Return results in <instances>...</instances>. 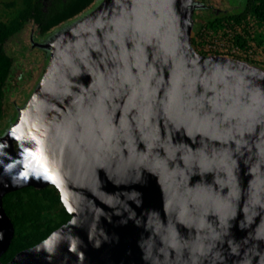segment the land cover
<instances>
[{
	"label": "water",
	"instance_id": "1",
	"mask_svg": "<svg viewBox=\"0 0 264 264\" xmlns=\"http://www.w3.org/2000/svg\"><path fill=\"white\" fill-rule=\"evenodd\" d=\"M193 0H99L43 45L0 131V264H264V65L193 42ZM70 219L1 260L4 196Z\"/></svg>",
	"mask_w": 264,
	"mask_h": 264
},
{
	"label": "trees",
	"instance_id": "2",
	"mask_svg": "<svg viewBox=\"0 0 264 264\" xmlns=\"http://www.w3.org/2000/svg\"><path fill=\"white\" fill-rule=\"evenodd\" d=\"M94 1L47 0L44 8L43 0H0V126L7 123L11 107L14 108L15 104L7 105L5 102V87L15 60L6 49L7 41L26 27L50 33L80 15ZM248 17H252L257 25L264 26V0H244L241 10L205 20L204 23L206 27L218 29L225 22L241 24ZM244 34L249 36L246 27ZM253 38L258 44H264V34ZM247 41L244 35H234L233 42L241 49L248 46ZM3 205L15 226L14 238L1 256L3 262H8L19 251L36 245L71 217L54 186L40 189L24 187L8 192L3 198Z\"/></svg>",
	"mask_w": 264,
	"mask_h": 264
},
{
	"label": "rangeland",
	"instance_id": "3",
	"mask_svg": "<svg viewBox=\"0 0 264 264\" xmlns=\"http://www.w3.org/2000/svg\"><path fill=\"white\" fill-rule=\"evenodd\" d=\"M239 3H241V0H237ZM244 0H242V3ZM204 23V22H203ZM200 24L199 27H196L194 30V36H193V42L195 40V46L199 51H202L203 53H224V54H230L236 57L245 58L248 60L259 62L260 64L264 65V44H258L255 38H252V34L254 36L258 34H264V26H259L255 22V20L252 17L246 18L241 23L246 25V28L249 31V36H247V40L249 41L250 47L247 50L237 51V49L234 50V48H226L222 47L219 48V43H215V41H226L225 36L227 33H236L243 32L242 31V25L239 26H225L219 27L217 30H214L212 28L206 27L205 24ZM227 23V22H225ZM27 29V28H26ZM25 29V30H26ZM234 31V32H233ZM239 31V32H237ZM27 32V31H26ZM21 37V34L17 36H12L6 43V49L9 53H13L15 55L14 60V66L11 71V75L7 81L6 87H5V102L7 105L11 104L16 100L17 98L23 99L24 94L21 93V82L25 80L28 77V73L32 75H36V70L38 68L35 66L34 62H27V60H24L20 55V45L17 43L18 38ZM207 42H210V46L207 45ZM216 45V46H213ZM210 49V50H209ZM211 49H215L217 52L212 51ZM17 50V52L15 51ZM43 51V49L41 50ZM19 52V53H18ZM16 53V54H15ZM31 60H32V56ZM39 58V55L36 57V59ZM41 71V70H40ZM27 72V73H25ZM22 73V76L20 74ZM22 77V79L20 78ZM30 79V78H28ZM27 92V91H26ZM13 112V108L11 107L10 116ZM9 117V116H8ZM3 127V126H2ZM2 129V128H1Z\"/></svg>",
	"mask_w": 264,
	"mask_h": 264
},
{
	"label": "flooded vegetation",
	"instance_id": "4",
	"mask_svg": "<svg viewBox=\"0 0 264 264\" xmlns=\"http://www.w3.org/2000/svg\"><path fill=\"white\" fill-rule=\"evenodd\" d=\"M98 1L99 0H95L94 3L89 8L93 7ZM43 3H44L43 7L45 8V5H47V0H43ZM193 5L195 7L193 8L192 19L196 22V31L198 30L197 27H199V25L202 24L205 20L215 19L216 17H221L224 15H228L232 12H237L241 10L243 7L242 0L241 3H239L237 0H193ZM87 9L84 10L83 12L87 11ZM83 12H81L80 15L84 14ZM66 24H69V21L63 25H60L58 28L51 31L50 33H42L41 31H39V29L37 30L36 28L33 27L28 29V27H26L27 28L26 30L23 29L16 35H14L17 36L18 34L19 35L21 34V37H19L17 40V43L20 45L19 50H20V55H22L21 57L24 58V60H27V62L33 61L35 66L39 68L38 70H36V75H32L28 73V77L21 82V90H22L21 93L23 92L24 98L23 99L17 98L16 100H14L15 104L11 116L15 115L14 110H18L20 108L22 104L21 102L25 100L26 95L30 94L32 89L38 83L40 70L42 69V66L45 62L44 50L41 51L43 49V45L54 36V34L56 33V31H58L59 28H63L64 25ZM15 51L17 52V50ZM10 54L13 55L14 59L16 58L13 53ZM38 55L39 58L36 59ZM30 56L33 57L32 60ZM20 76H22V73L20 74ZM20 78L22 79V77ZM1 128L2 126H0V131Z\"/></svg>",
	"mask_w": 264,
	"mask_h": 264
},
{
	"label": "built area",
	"instance_id": "5",
	"mask_svg": "<svg viewBox=\"0 0 264 264\" xmlns=\"http://www.w3.org/2000/svg\"><path fill=\"white\" fill-rule=\"evenodd\" d=\"M241 24H243V23H241ZM241 24H233V23H225V25L224 26H221V27H225V26H232V25H234V26H239V25H241ZM244 27H246V25L245 24H243L242 25V31L243 32H239V31H237V32H239V33H236V31L234 32V33H227L226 34V36H225V40L226 41H215V43H213V44H217V43H219V48H222V47H230V48H234V50L235 49H237V51H242V50H247L249 47H250V43H249V41H247L248 42V46L245 48V49H241L239 46H237L236 44H234V42H233V39H234V35L235 34H241V35H244L246 38H247V35L246 34H244ZM214 30H217V29H214ZM252 36V38L254 37V34H252L251 35ZM207 45H209L210 46V42H207ZM213 46H216V45H213ZM210 50V49H209ZM212 51H214V52H217L215 49H211Z\"/></svg>",
	"mask_w": 264,
	"mask_h": 264
}]
</instances>
